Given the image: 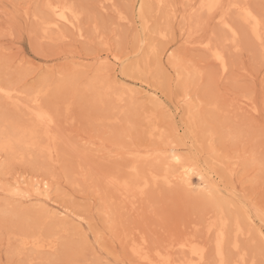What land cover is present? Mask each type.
<instances>
[{"label":"rangeland","instance_id":"1","mask_svg":"<svg viewBox=\"0 0 264 264\" xmlns=\"http://www.w3.org/2000/svg\"><path fill=\"white\" fill-rule=\"evenodd\" d=\"M48 1L0 0V84L8 87L10 81L23 78L26 86L32 88L39 87L46 79L49 95L44 107L53 114L59 112L53 135L58 134L62 141L56 143L53 158L45 148L48 137L44 135V138H36L38 144L31 147H22L15 141L13 150L0 149V264L21 259L11 252L24 239L44 245L41 251L31 244L24 260L68 258L63 251H52L57 223H46L45 206L65 214L67 219L61 222L63 226L89 234L95 250L89 252L87 259L92 261L108 264L109 261L138 260L140 264H147L132 252L129 244L130 239L139 243L147 238V250L154 257L159 246L160 253L170 255L173 262L188 264L193 258L186 248L180 247V242L189 240L192 245L205 247V261L215 259L219 264L214 245L221 217L228 222L225 226L226 260L230 264L259 261V246L258 243L253 245L252 240H259V227L264 226V220L254 216L255 221L249 223L241 212L247 207L255 214L257 208H264L259 167L261 119L264 118L261 113L264 105L259 101L264 96V56L259 42L248 34L242 38L239 52L228 45L227 70L222 72L212 51L202 45L223 47L230 33L226 36L217 28L216 36L207 30L189 41L182 27V18L193 16L191 7L182 6L198 5L202 0H165L168 5L163 1L160 4L163 7L158 6L157 0H143L146 18L140 14L142 0H59L76 11V28L60 24L47 28L46 34L42 21L51 18L46 8ZM232 1L252 4L257 12L261 4V0ZM173 8L171 39L165 41L156 31L168 26L167 18ZM120 14L125 20L120 19ZM143 18L149 19L147 22L151 25L148 39L159 47V67L156 58L149 62L150 48L141 51L139 34L146 26ZM236 27L240 25L237 23ZM81 31L85 36L83 41L79 40ZM63 36L71 40H64ZM100 37L113 49V56L118 49L119 60L124 64L117 67L118 61L109 56ZM89 49L103 55L99 58L90 55ZM174 50L181 51L186 61L204 71L203 84H199V77L193 72L196 84L185 88L188 74L192 72L188 64L181 72L184 79L177 82L175 67L167 54ZM101 60L108 63L102 64ZM136 63L141 72H122L124 67ZM148 69L151 71L146 73ZM97 77L101 83L91 84ZM107 85L113 93L101 97L98 91H103ZM152 91L161 97L162 106L152 98ZM118 97L124 99L119 102ZM17 99L18 105L9 106L15 122L6 131L5 102L0 96V131L4 140H14L16 133L33 123L31 112L23 107L28 98L19 96ZM192 103L196 106L193 110L196 121L192 120ZM146 115H150L151 122ZM237 118H247L254 125L250 139L245 133L246 151L237 132ZM153 122L157 123L155 134L149 132ZM226 146L230 159L221 155ZM171 148L183 161L191 158L196 167L210 172V179L218 187L210 194L225 200L223 213L213 204L212 195L197 186V177L192 178L190 186L179 179L182 172L179 164L167 158ZM171 173L174 175L172 185L179 183L182 189H195L197 194L188 196L175 187L165 186L163 178ZM154 176L160 178L158 184L151 181L146 192L132 190L130 195L121 194L114 184L107 183L110 179L133 182ZM17 180L20 183L16 184ZM39 181L49 182V196L33 194ZM17 186L21 193L14 195ZM162 216L166 219L164 224ZM234 219L242 225L239 237L233 231ZM6 222L18 227L6 230ZM209 222L215 225L209 228ZM162 227L166 231H161ZM248 230L252 240L248 238ZM236 238L238 248L234 245Z\"/></svg>","mask_w":264,"mask_h":264},{"label":"snow or ice","instance_id":"2","mask_svg":"<svg viewBox=\"0 0 264 264\" xmlns=\"http://www.w3.org/2000/svg\"><path fill=\"white\" fill-rule=\"evenodd\" d=\"M39 7V6H37ZM46 7L51 8V5H47ZM66 10L68 7L65 6ZM144 5L141 4V13H143ZM163 7V5H161ZM172 7V6H169ZM182 7L188 8L191 7L193 9V16L191 18L185 16L182 18L185 32H187L189 41H192L195 38L203 35L205 31L211 30L213 36L217 35L216 29L219 28L222 32L227 36L230 33V36H227V44L223 47L221 45H217L215 51L212 52L213 57L221 64L226 65V58L229 55L228 45H231L232 48L235 49L236 52L241 50L242 38L248 34L255 38L259 42V47L261 50V55L264 56V0H261V4L259 5V11H255V6L248 3H223L221 0H205L198 5H184ZM57 13L61 20H65V16L63 13L59 12V8L56 9ZM75 15V13H73ZM175 15V11L173 8V12L167 18V27L160 31L159 35L165 41L171 39V17ZM39 20V15L36 17ZM120 19L125 20V17L120 14ZM127 22V21H125ZM240 25V28L236 27V24ZM145 27L143 28L142 33L139 34V42L141 51L144 48H150L149 54V62L152 61L153 58H156L157 66L159 67V47L157 44L153 43L148 39V32L151 28V25L145 21ZM47 25H45V32L47 34ZM73 29L76 28V22L73 21L72 24ZM242 30V31H241ZM99 36V30L96 33ZM64 40L70 41L71 38L69 36H63ZM85 39L83 31L79 34V40L83 41ZM119 40V38H117ZM101 44L105 50L108 51L109 56L112 59L118 61L117 67H120L121 64H124V61L119 60V51L116 50V55L113 56V49L110 48L108 43H105V38L100 37ZM205 48H208L210 51L211 44H203ZM90 55L102 56L103 53H97L95 49H89ZM169 56L170 63H173L175 67V79L177 82L184 79L181 75L182 69L186 64L191 65L190 61H186L183 53L181 51L174 50L173 52L167 53ZM102 64H107V61L101 60ZM262 66H264V61H262ZM192 72L188 74V80L185 82V88L189 85H195L196 80L193 78L192 73H195L196 77H199V84H203L204 71L196 65H191ZM225 67V71H226ZM110 76L111 73L109 72ZM49 95V89L47 88V80L39 87L28 88L25 84L23 78H18L9 82V86L7 88L0 87V96L4 98L5 106H4V120H5V130L7 131L8 126L15 122L14 117L9 112L10 105H18L19 100L17 97L26 96L28 98V103L23 105L28 111L34 112V114L39 118V125L32 130V134L35 138H39L41 135L47 136L52 142H62L60 136L53 135V129L56 126L57 117L59 116V112L56 114H49L44 108L45 99ZM246 100H249V103L252 101L249 99L247 95L244 97ZM262 105H264V96L261 97L259 101ZM68 107H71V102H69ZM262 116H264V108L261 110ZM254 125L250 123L249 119L245 118L241 120L237 118V132L241 137L242 141L245 144V151L247 150L248 139H245V133L248 134V138L251 137V132ZM261 149H260V159H259V167H260V176H261V195L264 196V118L261 119ZM238 147V146H237ZM224 155L226 159H230V150L225 147V151L221 153ZM239 155V153H237ZM179 160L178 157H176ZM255 160V157H253ZM55 162V161H54ZM154 179L159 180V177H154ZM164 182L168 184L169 188L175 187L178 192L181 194L186 193L188 196L196 195L195 189H182L180 184L172 185L168 181V177L165 176ZM203 179V177H202ZM47 187V185H45ZM14 195L18 194L16 192ZM209 195H211L209 193ZM220 211H223V208H220ZM45 214L47 216L46 223H52L56 221L57 227L54 229V234L52 236V240L55 242V246L52 248V251L60 252L63 251L68 255L67 259H57V260H43V259H29L24 260L23 257L28 252V249L32 247L27 239L21 241L18 247H16L11 254L13 256H20L21 259L17 261L16 259H12L9 261V264H105L104 261H92L87 259L90 251H94V242L89 238L88 233H84L78 228L75 227H67L61 224L62 221L66 220L67 217L64 213H57L54 209H47L45 206ZM260 215L262 219H264V209L261 210ZM162 224L166 223L165 217H161ZM18 227L16 225L10 226L5 223V229L9 230L12 228L13 230ZM161 231H166L163 227ZM242 229H239L237 235H240ZM222 235V233H221ZM248 238L252 240V233H248ZM159 239V236L156 237ZM100 240V236H97V241ZM253 245L258 243L259 251L261 259L259 261L253 259L252 264H264V226H262L261 231L259 233V240H252ZM148 240L147 238H143V244L141 245L140 251L134 248L133 251L137 255H142L144 248L147 246ZM38 250L42 251V246L35 245ZM181 247H184L182 244ZM239 247L238 245L236 246ZM156 256L159 257L158 260H147L146 255L143 256L145 260H147V264H172L171 258H165L161 256L159 246L155 252ZM194 255H201V260L196 262V264H217L215 259L205 261L202 258V251L193 248ZM216 254L221 257L219 264H230L229 261L223 259L224 253L221 249L220 242H217V252ZM108 264H140L138 260L128 261V260H118L115 262L109 261Z\"/></svg>","mask_w":264,"mask_h":264},{"label":"bare ground","instance_id":"3","mask_svg":"<svg viewBox=\"0 0 264 264\" xmlns=\"http://www.w3.org/2000/svg\"><path fill=\"white\" fill-rule=\"evenodd\" d=\"M163 1H164V5H166V3H168V2H166L165 3V0H157V4H158V6L159 7H161V3L163 4ZM224 0H221V2H223ZM246 1V0H245ZM71 2V1H70ZM202 2H205V0H202L200 3H202ZM242 2H244L243 0H242ZM224 3H225V1H224ZM229 3H237L236 1H230ZM72 4V3H71ZM141 4H143L145 7H144V9H143V13H141L140 12V14H141V17H142V15H144L143 17H147V12H146V4H145V1H141ZM140 4V5H141ZM155 4V3H154ZM189 4H191V3H189ZM47 5H51L52 7L51 8H48V7H46L47 8V10L49 11V13H50V17L51 18H49V19H46V20H43L42 21V24H43V26H44V28H45V25H47L48 27L47 28H53V27H58L60 24H63V25H72L73 24V21H75V19H77V13H76V11L73 9V7H68L67 8V10H66V7L65 6H70V5H68L67 3L65 4L64 2H62V3H60V1L58 0V1H48L47 3H46V6ZM168 5V4H167ZM166 5V6H167ZM156 6V5H155ZM172 6V5H171ZM140 7V6H139ZM57 8H59V12L60 13H63L64 14V16H65V20H61L60 19V17H59V14L57 13V11H56V9ZM113 9V8H112ZM161 9V8H160ZM163 10V9H162ZM177 10V9H176ZM161 11V10H160ZM171 11V10H170ZM185 11V10H184ZM78 12V11H77ZM163 12V11H162ZM192 12V11H191ZM73 13H75V15H73ZM185 14V13H184ZM47 17V16H46ZM42 18V17H41ZM145 18H143V21L142 22H144V20H145ZM166 18V17H165ZM173 18V17H172ZM45 19V18H44ZM149 19H147V20H145V21H148ZM144 25H145V22L143 23ZM119 25V24H118ZM159 28V27H158ZM157 28V29H158ZM160 31L161 30H158V31H156V32H158V34L160 33ZM184 33V32H183ZM217 41V40H216ZM191 45V44H190ZM211 51L213 52V51H215L216 50V47H213V46H211ZM206 50H208V49H206ZM210 51V50H209ZM213 56V55H212ZM216 60V59H215ZM114 62V61H113ZM220 64V63H219ZM132 65V64H131ZM134 65V64H133ZM221 65V64H220ZM141 66V65H140ZM225 67L227 68V60H226V65H221V69H222V72H224L225 71ZM105 68V67H104ZM101 70H103V68H101ZM133 71H137V72H141L142 70H140V67H139V65H137V63H136V65H134V66H126V67H124V69L122 70V72H124V73H130V72H133ZM151 71V69H148L147 71H146V73L147 72H150ZM98 79V80H97ZM97 79H95V81L94 82H91V84H98V83H101L100 82V80L101 79H99L98 77H97ZM92 81H93V79H92ZM97 86V85H96ZM0 87H2V88H7L5 85H3V84H0ZM105 87V86H104ZM100 88V87H99ZM115 88V87H114ZM112 88H111V86L110 85H107L104 89H103V91L102 90H100V91H98V89L96 90V91H98L99 92V95L101 96V97H103L104 95H106V96H108V95H110L111 96V93H113L112 92V90H111ZM97 92V93H98ZM132 91H130V98H134V94L133 93H131ZM152 93L154 94V96L156 97H154V96H152V98H154V99H156L155 100V102H157L158 104H160L161 106L163 105L162 104V99H161V97L158 95V93L156 92V91H152ZM113 95V94H112ZM121 96H123V95H121ZM109 97V96H108ZM18 98V97H17ZM21 98V97H20ZM103 99V98H102ZM122 99H124V97H118V101L120 102ZM45 106V105H44ZM45 108V107H44ZM191 108V107H190ZM196 108V106L192 103V120L193 121H196V115H195V112L193 111L194 109ZM254 108V107H253ZM49 109V108H48ZM48 109H46L45 108V110L49 113V114H53L51 111H49ZM255 109V108H254ZM147 112V111H146ZM189 112H190V110H189ZM30 114V113H29ZM191 115V114H190ZM191 117V116H190ZM189 117V118H190ZM145 118H148V121L149 122H151L152 121V119L150 118V115L148 116V115H146L145 116ZM31 119H32V121H33V123L31 124V126H29V127H27L26 126V128H22L18 133H16L17 135L16 136H14V140H13V138L11 139V138H8L7 140H4V139H2L3 137H2V135H3V133L0 131V149H3V150H13L14 148H15V145H14V142L16 141V144H20V145H22V147H23V145H29V146H26V147H31L30 145H32V146H34V145H37L38 144V140H36V138L33 136V134H32V130L34 129V128H36L38 125H39V118L34 114V112H31ZM196 123V122H195ZM21 125V124H20ZM155 128H157V123H152L151 124V129H150V133L151 134H155V132H153L154 130H155ZM19 129V128H18ZM232 129V128H231ZM15 130V129H14ZM153 133H152V132ZM14 132V131H13ZM13 134V133H12ZM236 134H237V132H236ZM231 135V134H230ZM54 136H55V134H54ZM232 136V135H231ZM41 137H43L44 138V136H42L41 135ZM233 137V136H232ZM40 138V137H39ZM46 138V137H45ZM237 138V137H236ZM48 141H47V145H46V150H47V152L49 153V155H50V157L51 158H53V155H54V152L55 151H57V142H52L49 138H46ZM45 142V141H44ZM18 149V148H17ZM142 150V149H141ZM170 151H171V153H170V155L169 156H167V158H171V160L170 161H173V164H174V162H177L178 164H179V167H180V169L182 170V172H181V174H180V176H179V179L182 181V182H186V184L188 185V186H190L189 184H192V178L195 176V177H197L198 178V184H197V186L199 187V188H203V189H205V191L206 192H215V191H217L218 190V187H217V185L215 184V182L214 181H212V179H210V175H209V171L207 172V171H204V170H202V169H200V168H198V167H196V165L194 164V163H192V161L189 159V161L188 162H185V161H183L182 160V158L180 157V155H179V153H177L176 152V150L174 149V148H171L170 149ZM56 153V152H55ZM235 156V155H234ZM55 157V156H54ZM151 157V156H150ZM176 157H178L179 158V160H177L176 159ZM233 157V156H232ZM238 158V157H237ZM168 160V159H167ZM156 161V160H155ZM200 167V166H199ZM208 169V168H207ZM233 169V168H232ZM157 173V172H156ZM139 174V173H138ZM172 174V173H171ZM165 175V174H164ZM137 176V175H136ZM167 177H168V181L171 183V182H173V174L172 175H166ZM139 177V176H138ZM138 177H136V178H138ZM154 177H156V176H154ZM154 177H153V179H133L134 181L132 182H130V181H127V180H124V181H117V180H112V179H110V180H108V184H114L115 186V188H117V189H119L120 191H122V193L121 194H125L126 192H128V195H130V191H132V190H134V191H137V190H139L138 192L139 193H143L144 192V190L147 188V186H148V184L149 183H151V181L153 182V183H157V179H154ZM202 177H203V179H202ZM141 178H143L142 176H141ZM177 179H178V176H177ZM120 180V179H119ZM132 180V179H131ZM178 181V180H177ZM219 181V180H218ZM17 182L18 183H20V180H17L16 181V184H17ZM36 184H38V187L37 188H35V189H33V194L35 193V192H37L38 194H45L46 196H49L50 195V189H51V187H50V184H49V182L47 183V182H42V181H39V182H37ZM158 184V183H157ZM164 184V183H163ZM184 184V183H183ZM186 184H184V185H186ZM218 184V183H217ZM45 185H47V187H45ZM219 185V184H218ZM13 186V185H12ZM152 186V185H151ZM165 186H166V183H165ZM182 187V186H181ZM228 188V187H227ZM230 188V187H229ZM8 189V188H7ZM27 189V188H26ZM149 190V189H148ZM229 190V189H228ZM23 191V190H22ZM133 191V193L135 194V192ZM14 192H16V193H18V194H20L21 193V189H20V186H17V187H15V189L13 190V193ZM145 192H146V190H145ZM224 192V191H223ZM25 193V192H24ZM214 194V193H213ZM213 194H211L212 195V198H214V195ZM127 195V196H128ZM132 195V194H131ZM239 195V194H238ZM37 196V195H36ZM127 196H126V198H127ZM237 196V195H236ZM41 197V196H40ZM121 197H122V195H121ZM243 198V197H242ZM214 200V201H213ZM212 201H213V204H215V207H217L218 209H220V208H223V205H224V203L223 202H225V200H222V199H216V198H214ZM248 200V199H247ZM52 201V200H51ZM241 202H243V201H241ZM244 203V202H243ZM228 204H230V202H228ZM260 206V205H259ZM262 209H264L262 206H260V208H257V211H256V213L254 214L253 212H251L250 211V209L249 208H247V207H245V208H243L242 209V216H244V218H246L247 219V221H249V223H252V222H254L255 221V218H254V216H257V217H259L260 219H262V217H261V215H260V212H261V210ZM58 211V210H57ZM220 211V210H219ZM224 212V209H223V211H220V213H223ZM226 217H227V215H225ZM235 218V217H234ZM237 218V217H236ZM219 219H221V223H220V227L219 228H217L218 230H216L217 231V234H216V237H215V245H214V250H215V254H216V252H217V242H218V240H219V242H220V245H221V249H222V251H223V253H224V256H223V259H225L226 260V256H225V240H226V231H225V226H227V224L226 223H228V222H225V219L223 218V217H221V218H219ZM235 220V219H234ZM240 220V219H239ZM262 220H264V219H262ZM228 221H229V219H228ZM233 223H235V228H234V232H235V235H237V231H238V226H239V229H241V226L242 225H240V222L238 221V220H235V222H233ZM209 224H210V222H209ZM216 224H218V223H216ZM215 225V223H211L210 225H209V228H211L212 226H214ZM229 225V224H228ZM228 228V227H227ZM214 229V228H213ZM227 230V229H226ZM214 231V230H213ZM258 231V230H257ZM260 231H261V229H260V227H259V232L258 233H260ZM228 232V231H227ZM246 232H247V230H246ZM248 232H249V230H248ZM221 233H222V235H221ZM228 234V233H227ZM247 234V233H246ZM26 234H24V236H25ZM30 235V234H29ZM28 236V235H27ZM31 236H32V234H31ZM30 236V237H31ZM245 236V235H244ZM49 237V236H48ZM51 237V236H50ZM230 237V236H229ZM235 237H237V236H235ZM239 237V236H238ZM24 239V238H23ZM28 240V239H27ZM138 240V239H137ZM197 240V239H196ZM234 240V239H233ZM16 241V240H15ZM29 241V243L30 244H33L34 245V247L36 248V246L35 245H39V246H44L43 244H41V243H37V242H32V241H30V240H28ZM235 241V243H234V245L235 246H237L238 245V241L239 240H237V238H236V240H234ZM50 243V242H49ZM55 244V243H54ZM130 247H131V250H132V252L134 253V254H136L134 251H133V249L135 248L136 250H137V252H139L140 251V248H141V245L143 244V241H141V242H139V243H136V241L134 240V239H130ZM184 245V247H181V245ZM180 247L184 250L185 248L188 250V252H189V254L188 255H190L191 257V259L193 258V261H191L190 263H188V264H196V262H199L200 260H201V255H194L193 254V248L195 247L196 249H198V250H201L202 251V258H203V260L205 259V256H206V251H205V247H203V246H199V245H192V242H190L189 240H185V241H182V242H180ZM162 249V248H161ZM208 249V248H207ZM181 251V250H180ZM171 252V251H170ZM182 252V251H181ZM137 255V254H136ZM144 255H146V257H147V260H158L159 259V257H154L153 256V254H151L150 253V251H148L147 250V246L144 248V251H143V254L142 255H137L139 258H140V260L141 259H143V260H145L144 258H143V256ZM180 255V254H179ZM161 256H163V257H165V258H169L170 257V255H168V254H166V255H162L161 254ZM184 256H186V255H184ZM216 256L218 257V259H219V262H220V260H221V257L220 256H218L217 254H216ZM181 257V256H180ZM171 258V257H170ZM178 259V258H177ZM147 260H145L146 262H147ZM243 260V259H242ZM171 261H172V258H171ZM177 262V261H176ZM186 262V261H185ZM172 264H185L184 262H180L179 261V263H175V262H173L172 261Z\"/></svg>","mask_w":264,"mask_h":264}]
</instances>
